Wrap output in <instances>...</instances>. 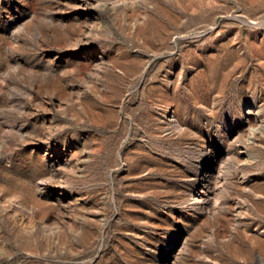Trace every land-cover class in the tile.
<instances>
[{"label": "rangeland", "instance_id": "1", "mask_svg": "<svg viewBox=\"0 0 264 264\" xmlns=\"http://www.w3.org/2000/svg\"><path fill=\"white\" fill-rule=\"evenodd\" d=\"M0 264H264V0H0Z\"/></svg>", "mask_w": 264, "mask_h": 264}, {"label": "bare ground", "instance_id": "2", "mask_svg": "<svg viewBox=\"0 0 264 264\" xmlns=\"http://www.w3.org/2000/svg\"><path fill=\"white\" fill-rule=\"evenodd\" d=\"M113 6H116V3L113 4ZM262 116L261 110H260V106H255V107H250L248 108V110L246 111V118L244 120L245 124H244V128H246L245 130L252 136V139L254 137V134L258 132V130L260 129V117ZM246 145L245 147L243 146L244 149H246ZM241 149L237 152V159L239 160L240 156H241ZM227 160L225 159H221L219 157V155L215 154V152L213 154L210 155L209 159H208V163L204 169V173L202 174L203 178L202 180H204L205 178H213L215 177L216 179H219V181H224L227 177L224 176V165L226 164ZM196 198L201 200L205 198V191L204 190H200L198 192V194L196 195Z\"/></svg>", "mask_w": 264, "mask_h": 264}]
</instances>
